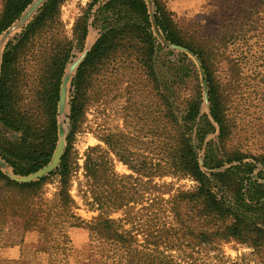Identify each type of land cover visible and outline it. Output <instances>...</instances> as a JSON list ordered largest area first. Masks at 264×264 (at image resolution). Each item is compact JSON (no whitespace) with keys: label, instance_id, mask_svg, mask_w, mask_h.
Listing matches in <instances>:
<instances>
[{"label":"trees","instance_id":"1","mask_svg":"<svg viewBox=\"0 0 264 264\" xmlns=\"http://www.w3.org/2000/svg\"><path fill=\"white\" fill-rule=\"evenodd\" d=\"M31 1L1 0L0 35ZM60 2L48 0L18 40L8 42L2 53L0 122L20 133V137L16 142L0 143V158L14 174L28 175L51 161L58 141L61 81L74 50H83L89 17L99 29V35L72 79L71 131L59 165L49 175L29 182L13 179L0 166V247L20 243L26 233L37 230V249L47 252L52 262H60L67 259L70 248L67 227L85 225L89 230L90 258L97 264H180L172 250L190 248V254L197 246L213 248L231 238L264 251V182L250 177L255 163L244 161L251 156L264 164V154L250 155L234 149L224 153L226 159H216L207 153L206 165L210 168L221 166L225 161L240 162L205 172L199 160V146L192 137L191 123L200 113V96L195 93L188 95L184 106L177 109L168 96L161 95L166 102L169 128L149 169L153 180L150 189L143 188L148 182L127 183L125 178L132 175L119 176L109 163V150L102 151L99 146L90 148L84 163L89 182L83 191L91 193L88 204L98 213L90 220L76 213L77 203L70 192L75 171L73 136L81 124L89 79L117 54L141 61L154 74L157 45L145 0H89L75 21L71 39L57 41L51 33L46 45H41L40 72L35 77L34 88L27 89L20 61L23 56L24 61L29 60L32 45L43 31H52ZM154 3V19L165 37L188 47L200 58L208 82L210 113L219 124V138L223 141L230 128L221 88L211 69L212 54L199 39L185 33L162 0ZM23 91L25 97H31L28 101L23 100ZM142 167L145 166L137 169L139 174ZM167 175L188 177L195 184L173 192L170 183L154 181L155 177ZM257 176L264 179V168ZM50 178L56 190L47 197L45 184ZM118 211L120 216L112 215ZM146 213L158 219L148 223L144 221ZM161 217L167 218L160 220Z\"/></svg>","mask_w":264,"mask_h":264},{"label":"rangeland","instance_id":"2","mask_svg":"<svg viewBox=\"0 0 264 264\" xmlns=\"http://www.w3.org/2000/svg\"><path fill=\"white\" fill-rule=\"evenodd\" d=\"M47 1L32 0L13 24L0 35V64L6 44L18 40L24 28ZM88 1L61 0L52 31H43L32 45V56L29 60L24 61L23 56L20 61L27 89L34 88L35 77L40 72L41 45H46L51 33L56 36L57 41L71 39L75 21L83 13ZM145 1L157 45L154 74L141 61L132 57L126 58V55L117 54L108 59L89 79L81 124L73 136L75 171L70 192L77 203L74 210L86 220L92 219L98 213L88 204L91 193L88 191L84 194L83 191L87 189L89 182L85 177L84 163L91 147L99 146L102 151L109 150V163L114 171L119 176L132 175V178H125L127 183L137 185L148 182L143 188L152 187L153 180L149 169L157 158V151L163 145L169 128L166 125L168 117L162 94L170 98L176 109L177 106H184L188 95L199 94L200 113L191 124L192 137L199 146V160L205 172L225 169L240 162L225 161L221 166L210 168L206 165L207 153L210 156L212 153L216 159H226L224 153L234 149L250 155L264 154V0H162L167 9L173 12L175 21L185 33L199 39L212 54L211 69L221 88L230 128L223 141L219 138V124L210 113L208 82L200 58L188 47L171 42L165 37L154 19V0ZM98 35L99 29L92 25V17H89L88 35L83 50H74L64 71L57 108V145L62 150L68 144L71 131L72 79L85 52L90 49ZM22 93L23 100L28 101L31 98L25 97L24 91ZM19 137L20 133L0 122V143L6 140L16 142ZM115 152L121 153L123 157L120 158ZM244 161L255 163L250 177L264 182V179L257 176L264 164L251 156L244 158ZM132 165L136 168H132ZM141 165L145 167H142V174H139L137 169ZM0 166L5 172L14 174L2 158ZM52 171H45L42 177ZM154 181L170 183L173 192L177 188L188 189L195 184L191 178L171 175L155 177ZM55 190V182L50 178L45 184V195L51 197ZM146 196L150 198V192ZM165 197H169V193ZM145 201L147 204V200ZM112 215L117 217L121 212ZM166 218L161 217L160 220ZM156 219V216L147 213L144 215V221L148 223H154ZM66 230L70 238L67 259L52 262L47 252L37 249L40 263L97 264L90 258L88 228L85 225H72ZM30 236H33L32 242L38 248V231H29L24 239L27 237L28 240ZM23 246L24 240L0 247V264H20ZM190 251L192 250L188 248L187 251L172 250L171 253L178 257L180 264L264 263L263 250H257L236 238L222 241L213 248L197 246L188 254Z\"/></svg>","mask_w":264,"mask_h":264},{"label":"water","instance_id":"3","mask_svg":"<svg viewBox=\"0 0 264 264\" xmlns=\"http://www.w3.org/2000/svg\"><path fill=\"white\" fill-rule=\"evenodd\" d=\"M86 52H85V54H86ZM85 54H84V56H85ZM62 100H63V93L60 94V101H62ZM63 152H64V150H62V147L60 145H57L55 148V151L53 153L51 161L46 166L39 169L38 171L30 173L28 175L18 176V175L10 174L8 172H6V173L10 177H12L13 179H15L19 182H29V181L37 180L45 174L44 173L45 171H47V170L52 171L53 169H55L59 165L61 155Z\"/></svg>","mask_w":264,"mask_h":264},{"label":"crops","instance_id":"4","mask_svg":"<svg viewBox=\"0 0 264 264\" xmlns=\"http://www.w3.org/2000/svg\"><path fill=\"white\" fill-rule=\"evenodd\" d=\"M31 235V234H30ZM33 236L24 239V246L22 249V259L20 264H41L37 254H40L37 250L35 243L32 242ZM33 247V248H32Z\"/></svg>","mask_w":264,"mask_h":264}]
</instances>
